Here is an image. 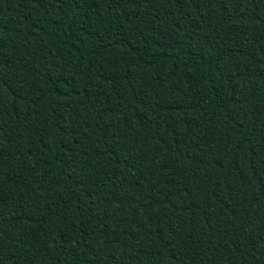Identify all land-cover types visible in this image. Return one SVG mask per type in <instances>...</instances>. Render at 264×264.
I'll return each mask as SVG.
<instances>
[{"label": "trees", "instance_id": "trees-1", "mask_svg": "<svg viewBox=\"0 0 264 264\" xmlns=\"http://www.w3.org/2000/svg\"><path fill=\"white\" fill-rule=\"evenodd\" d=\"M0 264H264V0H0Z\"/></svg>", "mask_w": 264, "mask_h": 264}]
</instances>
